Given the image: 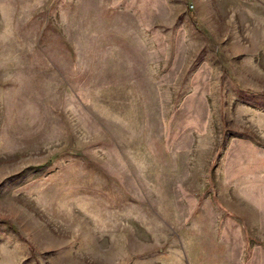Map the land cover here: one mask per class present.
Returning a JSON list of instances; mask_svg holds the SVG:
<instances>
[{
    "label": "rangeland",
    "instance_id": "1",
    "mask_svg": "<svg viewBox=\"0 0 264 264\" xmlns=\"http://www.w3.org/2000/svg\"><path fill=\"white\" fill-rule=\"evenodd\" d=\"M0 264H264V0H0Z\"/></svg>",
    "mask_w": 264,
    "mask_h": 264
}]
</instances>
